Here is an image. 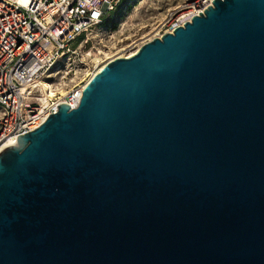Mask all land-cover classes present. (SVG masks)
Returning a JSON list of instances; mask_svg holds the SVG:
<instances>
[{
    "label": "water",
    "instance_id": "obj_1",
    "mask_svg": "<svg viewBox=\"0 0 264 264\" xmlns=\"http://www.w3.org/2000/svg\"><path fill=\"white\" fill-rule=\"evenodd\" d=\"M57 107L0 152V264H264V0H214Z\"/></svg>",
    "mask_w": 264,
    "mask_h": 264
},
{
    "label": "built area",
    "instance_id": "obj_2",
    "mask_svg": "<svg viewBox=\"0 0 264 264\" xmlns=\"http://www.w3.org/2000/svg\"><path fill=\"white\" fill-rule=\"evenodd\" d=\"M213 1L199 0L194 4V13L175 19L155 37L172 33L176 27L212 6ZM120 2L0 0V145L9 138L17 141L19 135L39 127L60 104L70 108L78 106L83 91L78 85L83 81L69 85L67 80L71 75L76 78L77 71L58 72L57 66H62L65 59H74L78 46L87 43L88 33ZM94 73L96 66L89 77ZM56 76L60 80L58 83L54 82ZM42 81L53 85L56 94L52 100L44 101ZM58 87L65 89L62 99Z\"/></svg>",
    "mask_w": 264,
    "mask_h": 264
},
{
    "label": "rangeland",
    "instance_id": "obj_3",
    "mask_svg": "<svg viewBox=\"0 0 264 264\" xmlns=\"http://www.w3.org/2000/svg\"><path fill=\"white\" fill-rule=\"evenodd\" d=\"M198 2L199 0H121L119 6L107 13L102 22L88 33L87 43L82 47L78 46L74 59H65L62 61L63 65L57 66L56 70L77 71L76 78L71 75V79L67 80L69 85L78 80L85 83L97 65V60L106 61L107 57L132 52L136 46L153 39ZM66 65L67 68H64ZM59 81L56 76L54 82Z\"/></svg>",
    "mask_w": 264,
    "mask_h": 264
},
{
    "label": "bare ground",
    "instance_id": "obj_4",
    "mask_svg": "<svg viewBox=\"0 0 264 264\" xmlns=\"http://www.w3.org/2000/svg\"><path fill=\"white\" fill-rule=\"evenodd\" d=\"M194 10H195V7H194V5H193V7H191L190 8V10H186L183 14H181L178 18H180V17H183V16H185L186 14H188V13H194ZM141 46V44L140 45H138V46H136V48H135V50H133L132 52H130V53H126V54H123V55H119V56H117V57H129V56H132V55H134L135 53H136V51L139 49V47ZM117 57H113V58H111V57H107V59L109 58V60L108 61H111V60H113L114 58H117ZM106 59V60H107ZM107 61V62H108ZM106 61H100V60H97V65H96V73L97 72H99L102 68H103V66L105 65V63H107ZM96 73H94V74H92L89 78H88V81L96 74ZM88 81H86L85 83H82V84H79L78 86H80L81 87V90L85 87V85L87 84V82ZM41 90L42 91H44L45 92V102L49 99V100H52L53 98H54V96H55V91H53L54 89H53V85H51V84H49L48 82H46V81H42L41 82ZM57 90H58V92H59V95H60V97H61V99L63 98V96L65 95V89L63 88V87H58L57 88ZM61 99H59V100H61ZM43 119V118H42ZM38 128V127H37ZM17 144V141H16V138H9L8 140H5L1 145H0V152L3 150V149H5L6 147H9V146H14V145H16Z\"/></svg>",
    "mask_w": 264,
    "mask_h": 264
}]
</instances>
